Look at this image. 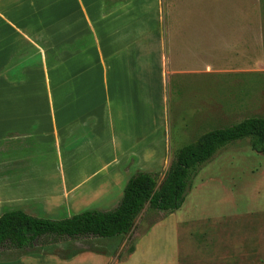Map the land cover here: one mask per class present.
Masks as SVG:
<instances>
[{"label": "crops", "instance_id": "1", "mask_svg": "<svg viewBox=\"0 0 264 264\" xmlns=\"http://www.w3.org/2000/svg\"><path fill=\"white\" fill-rule=\"evenodd\" d=\"M257 10L258 0H0V216L117 206L144 172L124 177L130 164H159L152 103L166 83L263 75ZM158 231L167 245H152ZM126 239L0 251V264H178L171 218L118 259Z\"/></svg>", "mask_w": 264, "mask_h": 264}, {"label": "rangeland", "instance_id": "2", "mask_svg": "<svg viewBox=\"0 0 264 264\" xmlns=\"http://www.w3.org/2000/svg\"><path fill=\"white\" fill-rule=\"evenodd\" d=\"M257 11L261 41L258 62H264L263 0H258ZM262 68L258 63V70ZM191 82L166 83L159 100L152 103L155 120H159L155 124H161L159 164L147 155L140 167L139 163L130 164L134 169L124 171V177L137 171L157 173L160 183L177 150L210 131L247 118H264V72L237 79L200 75L193 76ZM145 140L151 139L146 135ZM116 203L114 199L95 206L105 211ZM64 213L60 210V219H64ZM170 218L176 224L178 264H264V155L253 152L247 140L219 150L191 176L184 203L177 212L164 215L142 211L130 235L122 240L124 248L118 259L151 227ZM162 235L158 231L151 238L152 245H167L168 239Z\"/></svg>", "mask_w": 264, "mask_h": 264}, {"label": "trees", "instance_id": "3", "mask_svg": "<svg viewBox=\"0 0 264 264\" xmlns=\"http://www.w3.org/2000/svg\"><path fill=\"white\" fill-rule=\"evenodd\" d=\"M247 140L250 149L264 155V118L252 117L200 136L173 155L158 183V174L137 172L125 184L122 198L112 210H85L69 218L30 217L20 211L0 216V250H27L69 241L127 237L144 209L171 215L184 203L191 176L219 150ZM129 248L127 253H131Z\"/></svg>", "mask_w": 264, "mask_h": 264}]
</instances>
